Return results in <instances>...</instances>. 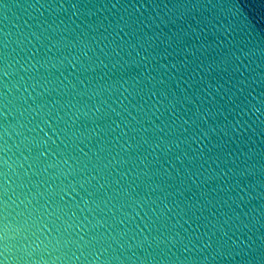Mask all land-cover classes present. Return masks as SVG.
Listing matches in <instances>:
<instances>
[{"label": "water", "instance_id": "1", "mask_svg": "<svg viewBox=\"0 0 264 264\" xmlns=\"http://www.w3.org/2000/svg\"><path fill=\"white\" fill-rule=\"evenodd\" d=\"M0 264H264V0H0Z\"/></svg>", "mask_w": 264, "mask_h": 264}]
</instances>
